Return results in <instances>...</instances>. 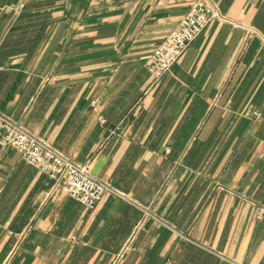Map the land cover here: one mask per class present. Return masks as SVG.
Returning <instances> with one entry per match:
<instances>
[{"label": "crops", "instance_id": "1", "mask_svg": "<svg viewBox=\"0 0 264 264\" xmlns=\"http://www.w3.org/2000/svg\"><path fill=\"white\" fill-rule=\"evenodd\" d=\"M197 1L0 0V112L131 201L0 145V264H264V0H208L160 80L144 60Z\"/></svg>", "mask_w": 264, "mask_h": 264}, {"label": "built area", "instance_id": "2", "mask_svg": "<svg viewBox=\"0 0 264 264\" xmlns=\"http://www.w3.org/2000/svg\"><path fill=\"white\" fill-rule=\"evenodd\" d=\"M210 12V2L198 0L182 19L178 28L144 58L150 72L158 80L171 70L192 43L206 30L210 23ZM101 120L104 122L103 119ZM0 145L17 150L29 165L46 173L55 181L56 187L65 188L72 198L91 211L109 195L131 203L125 193L96 178L92 174L90 165L75 163L43 140L28 133L24 127L1 112ZM255 217L258 221L264 220V203L257 206Z\"/></svg>", "mask_w": 264, "mask_h": 264}]
</instances>
